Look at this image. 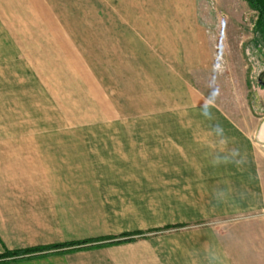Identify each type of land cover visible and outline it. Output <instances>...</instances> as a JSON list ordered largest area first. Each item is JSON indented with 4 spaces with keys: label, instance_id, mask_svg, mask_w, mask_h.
Here are the masks:
<instances>
[{
    "label": "crops",
    "instance_id": "obj_1",
    "mask_svg": "<svg viewBox=\"0 0 264 264\" xmlns=\"http://www.w3.org/2000/svg\"><path fill=\"white\" fill-rule=\"evenodd\" d=\"M40 1L46 13L67 10L66 0ZM174 1L72 0L70 10L90 13L93 37L106 29L96 45L107 59L126 60L123 68L137 61L145 73L146 61L201 59L197 24L190 32L197 52L156 40L155 29L178 24ZM187 61L181 64L194 74L199 64ZM154 70L169 76L155 88L160 111L136 117L139 131L93 139V160L104 157L105 171L122 175L89 180L81 194L50 195L48 185L22 177L34 171L33 144L0 132V264H264V114L254 125L237 121L172 64ZM80 145L73 156H81ZM116 203L117 212L98 210ZM115 240L122 241L107 243Z\"/></svg>",
    "mask_w": 264,
    "mask_h": 264
},
{
    "label": "rangeland",
    "instance_id": "obj_2",
    "mask_svg": "<svg viewBox=\"0 0 264 264\" xmlns=\"http://www.w3.org/2000/svg\"><path fill=\"white\" fill-rule=\"evenodd\" d=\"M66 1V11L46 13L40 0H0V132L29 137L18 142L33 144L35 168L20 174L48 185L50 195L81 194L89 180L122 175L105 171L104 157L93 160V143H99L93 139L104 132L139 131L136 117L160 111L163 96L155 88L161 90L169 76L155 73L159 62L172 64L237 121L254 125L264 114V86L257 83L260 74L264 81V31L255 29L257 13L245 0L172 2L181 9L175 12L178 24L155 29L156 40L163 49L173 50L177 42L197 52L196 35L190 34L197 24L205 40L197 46L201 59L146 61L145 73L137 70V61L123 68L126 60L107 59L96 45L106 29L99 27L93 37L90 13L70 10L72 0ZM186 61L199 64L194 74H187L181 64ZM164 98L176 99L171 93ZM73 133H81V139H73ZM79 143L81 156L75 157ZM121 206L99 204L98 210L117 212Z\"/></svg>",
    "mask_w": 264,
    "mask_h": 264
},
{
    "label": "trees",
    "instance_id": "obj_3",
    "mask_svg": "<svg viewBox=\"0 0 264 264\" xmlns=\"http://www.w3.org/2000/svg\"><path fill=\"white\" fill-rule=\"evenodd\" d=\"M247 5L254 11H256L257 16L254 22V27L257 31L263 32L264 31V0H245ZM128 240V239H127ZM122 240H115L110 241L107 243H117L121 242ZM87 242V240H81L78 244H83ZM106 244V243H104ZM56 246V245H54Z\"/></svg>",
    "mask_w": 264,
    "mask_h": 264
},
{
    "label": "water",
    "instance_id": "obj_4",
    "mask_svg": "<svg viewBox=\"0 0 264 264\" xmlns=\"http://www.w3.org/2000/svg\"><path fill=\"white\" fill-rule=\"evenodd\" d=\"M257 83L261 86H264V81L261 79V74L257 77Z\"/></svg>",
    "mask_w": 264,
    "mask_h": 264
}]
</instances>
